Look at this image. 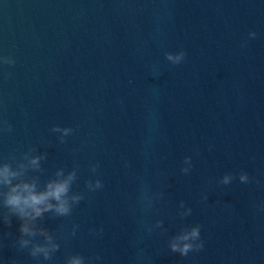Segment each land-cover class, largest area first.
Wrapping results in <instances>:
<instances>
[{"label": "water", "instance_id": "1", "mask_svg": "<svg viewBox=\"0 0 264 264\" xmlns=\"http://www.w3.org/2000/svg\"><path fill=\"white\" fill-rule=\"evenodd\" d=\"M0 56V161L82 197L33 222L47 260L0 205L2 264H264V0H0ZM192 226L203 248L171 252Z\"/></svg>", "mask_w": 264, "mask_h": 264}, {"label": "clouds", "instance_id": "2", "mask_svg": "<svg viewBox=\"0 0 264 264\" xmlns=\"http://www.w3.org/2000/svg\"><path fill=\"white\" fill-rule=\"evenodd\" d=\"M257 33L249 30L247 32L248 39H254ZM165 58L174 65L180 64L185 59V52L181 49L175 52H166ZM0 63L12 64L14 61L10 57L0 56ZM0 125L10 126L6 122L0 121ZM52 131L59 132L60 139L71 133L69 127H60L54 125ZM43 156H27V164L21 163L17 167H13L9 162L0 161V205L11 213L20 221L18 226L19 239L18 245L20 249L28 247L31 243L29 239L24 237H32L37 233L43 237V243H32L28 249V254L32 257L42 256L45 260L49 259L50 254L54 252L58 245L53 242L47 229L43 227L36 228L34 221L42 219L45 213H53L57 217H65L70 215L73 205L77 204L82 197L79 194L70 195L71 183L74 180L75 173L70 171L64 174L61 170H57L55 178L47 180L42 187H38L35 179H24V169L31 167L39 168V161ZM190 158L185 157L184 162L189 163ZM126 166V164H125ZM95 166H93V171ZM181 171L187 172V168ZM232 179L231 174H225L221 177L220 183L228 184ZM241 183H248L249 176L246 172L241 171L238 174ZM86 187L90 191H94L103 187L100 179L86 182ZM259 210H264V204L257 205ZM4 223H8V216H3ZM159 224V222H157ZM76 225H73V234H75ZM204 242L200 236L199 226L182 231L169 241L168 247L171 252L185 256L189 252L202 249ZM98 260L99 257L97 256ZM2 264V262H0ZM66 264H84V259L79 254L70 256Z\"/></svg>", "mask_w": 264, "mask_h": 264}]
</instances>
